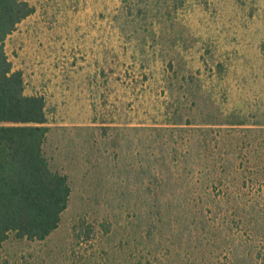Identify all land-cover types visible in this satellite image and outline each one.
Listing matches in <instances>:
<instances>
[{"label":"trees","instance_id":"trees-1","mask_svg":"<svg viewBox=\"0 0 264 264\" xmlns=\"http://www.w3.org/2000/svg\"><path fill=\"white\" fill-rule=\"evenodd\" d=\"M34 13L28 0H0V247L46 240L72 193L44 155L46 99L26 93L5 50ZM151 32L109 49L101 63L120 110L105 124L125 132L109 174L133 213L129 245L114 249L109 264H264V91L246 87L255 78L248 53L169 51L166 37ZM116 67L119 89L105 74Z\"/></svg>","mask_w":264,"mask_h":264},{"label":"rangeland","instance_id":"rangeland-1","mask_svg":"<svg viewBox=\"0 0 264 264\" xmlns=\"http://www.w3.org/2000/svg\"><path fill=\"white\" fill-rule=\"evenodd\" d=\"M28 1L35 13L6 40L5 50L24 74L26 93L46 99L44 155L52 169L68 176L72 193L57 230L44 241L10 238L0 247V264H109L114 249L129 245L133 213L109 174L115 159L121 160L114 142L124 131L119 123L105 124L120 112L100 75L106 51L138 42L152 29L166 37L169 51L187 46L188 54L209 59L210 47H236L251 60L255 78L247 89L263 92L264 0ZM111 69L105 74L119 89L120 67Z\"/></svg>","mask_w":264,"mask_h":264}]
</instances>
